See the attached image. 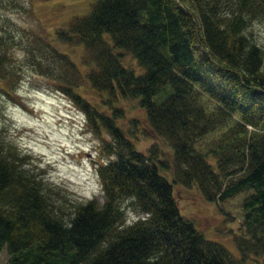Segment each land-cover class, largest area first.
Returning a JSON list of instances; mask_svg holds the SVG:
<instances>
[{"label":"trees","instance_id":"obj_1","mask_svg":"<svg viewBox=\"0 0 264 264\" xmlns=\"http://www.w3.org/2000/svg\"><path fill=\"white\" fill-rule=\"evenodd\" d=\"M255 13L264 15V0H92L55 31L82 47L83 76L52 37L31 33L26 51L34 45L49 60L37 66L47 65L57 91L101 138L104 199L73 201L69 210L0 135V250L7 252L0 264H244L249 255L264 264L263 51L248 30ZM3 39L0 33L1 79L17 72L8 67ZM124 52L138 70L123 64ZM81 76L104 110L73 90ZM119 98L137 99L169 157L156 143L138 150L134 134L116 122ZM217 130L208 149L196 147ZM174 183L212 202L241 193L242 220L232 234L237 254L181 214ZM125 198L142 212L127 223Z\"/></svg>","mask_w":264,"mask_h":264},{"label":"rangeland","instance_id":"obj_2","mask_svg":"<svg viewBox=\"0 0 264 264\" xmlns=\"http://www.w3.org/2000/svg\"><path fill=\"white\" fill-rule=\"evenodd\" d=\"M12 1L14 4L11 6L10 0L0 1V14H4L0 19L3 29L0 33L4 37L2 48L7 53L8 67L17 68L15 74L0 78L3 88L0 90V135L18 146L25 157V166L34 171L43 185L54 191L56 201L62 200L69 210L73 201L96 197L102 202L104 196L99 187L101 180L97 165L104 163L107 155L99 148L101 138L86 127L84 113L69 95L57 91V81L48 74L47 65L37 66L39 59L43 63L49 60L44 56L39 58L40 53L34 45L30 52L25 49L33 37L31 33L40 31L46 34V38L52 37L56 47L74 59L83 76L88 66L83 63L82 47L60 41L55 31L66 26L73 16L86 12L92 0ZM249 22L248 30L263 51L261 70L264 71V15L255 13ZM122 61L126 66L139 69L128 52L122 54ZM55 73H58L57 69L53 75ZM82 76L73 90L104 110L102 100ZM115 104L123 111V116L116 122L130 136L134 134L138 150L147 151L152 143H156L163 149L165 157L170 156V147L150 128L145 110L136 98H119ZM219 133L217 130L205 134L196 141V147L201 150L206 146L208 149ZM101 134L109 138L105 131ZM208 158L213 161L211 153ZM164 174L171 178L170 171ZM173 194L183 216L191 219L207 237L219 239L237 254L232 234L238 231L242 220L239 208L241 193L224 202H212L204 199L196 188L174 183ZM121 201L124 222L142 214L128 204L126 198ZM6 255L3 247L0 262ZM244 264H257V260L249 255Z\"/></svg>","mask_w":264,"mask_h":264},{"label":"bare ground","instance_id":"obj_3","mask_svg":"<svg viewBox=\"0 0 264 264\" xmlns=\"http://www.w3.org/2000/svg\"><path fill=\"white\" fill-rule=\"evenodd\" d=\"M154 141V140H153ZM100 158H101V156H100ZM214 201V200H213Z\"/></svg>","mask_w":264,"mask_h":264}]
</instances>
